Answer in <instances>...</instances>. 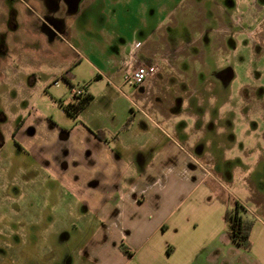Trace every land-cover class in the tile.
Returning <instances> with one entry per match:
<instances>
[{
    "label": "crops",
    "instance_id": "obj_1",
    "mask_svg": "<svg viewBox=\"0 0 264 264\" xmlns=\"http://www.w3.org/2000/svg\"><path fill=\"white\" fill-rule=\"evenodd\" d=\"M121 1L124 5L119 8L120 0H103L107 19L102 24L91 20L94 27L89 34L91 42L100 47L88 52L102 67H95L96 78H104L117 91L131 87L139 110L148 116L147 108L160 121L147 118L161 133L151 134L149 125L142 122L136 134L109 141L105 136L106 141L90 125L76 123L67 130L47 123L46 152L41 118L39 123H30L32 118L18 115L14 118L17 125L9 130L43 167L50 159L47 167L57 170L69 194H76L84 210L96 218V234L77 248L75 257L66 252L58 264H167L177 254L190 261L208 243H233L224 232L226 204L222 197L235 199L246 208L227 185L240 180L237 165L247 169L252 151L256 161L264 153L250 141L240 148L235 133V129L241 134L251 131L257 103L264 102V97L258 99L254 94L255 89L263 90L262 78L242 81L233 97L228 92L220 94L218 85L203 73L215 65L212 77L222 85L234 78L233 66L217 64L220 53H233L239 47L241 32L232 11L240 9V1L229 0L228 11L214 1L217 7L208 8L202 0ZM133 1L138 4L130 6ZM130 7L137 8L135 18L129 17ZM100 41L106 43L102 48ZM130 56L137 61L160 59L158 72L141 86L124 83L125 62ZM61 77L68 79L66 74ZM84 86L93 100L89 87ZM127 101L135 103L130 98ZM65 113L76 121L82 119V111L76 116ZM260 132L264 137V128ZM196 162L211 168L215 177L205 175ZM177 167L179 175L172 174ZM182 190L187 206L183 212L176 204ZM252 191L246 200L264 214L263 192L253 185ZM250 211L248 208L254 219L250 251L264 262V220ZM120 239L125 240L131 255L121 251Z\"/></svg>",
    "mask_w": 264,
    "mask_h": 264
},
{
    "label": "rangeland",
    "instance_id": "obj_2",
    "mask_svg": "<svg viewBox=\"0 0 264 264\" xmlns=\"http://www.w3.org/2000/svg\"><path fill=\"white\" fill-rule=\"evenodd\" d=\"M202 1L207 8L220 4L225 11L230 10L229 0ZM236 1H240V9L232 11V18L241 32L237 41L239 47L233 53L229 50L220 53V64H217L233 66L235 76L224 86L212 77L217 66H208L207 72H203L218 85L220 94L228 92L233 97L236 86L242 81H254L259 76L264 86V0ZM103 4V0H0V264H58L66 252L75 257L77 248L88 243L97 227L96 218L84 210V204L76 194H69L71 191L57 170L47 167L50 159L44 161L43 167L23 149L22 141L11 136L9 130L18 123L15 117L32 118L30 123H39L40 118L44 121V150L48 146L47 123L67 130L76 123L90 125L99 138L105 139L106 136L108 141L136 134L142 128V122L149 125L151 134L161 133L147 118L160 121L147 108L144 112L149 117L139 110L140 105L132 95L131 87L125 86L122 91H117L104 78H96L95 67L100 70L102 67L88 51H94L100 45L91 42L89 34L94 25L90 23L94 20L102 24L107 19L109 13L102 11ZM133 4L138 2L133 1L130 6ZM123 5L120 0L119 8ZM129 9L131 14L127 15L135 18L137 8ZM218 9L219 12L222 10ZM99 44L102 48L106 43L100 41ZM62 74L68 79L61 77ZM81 85L89 87L94 99L82 110L80 122L65 113L59 100H73L71 89ZM254 94L258 99L264 97V88L255 89ZM127 98L135 102L134 105ZM263 112L262 101L257 103V116H252L251 131L241 134L235 129L240 148L250 141L264 152V137L260 132L264 128ZM224 116L229 117V114L224 112ZM244 124L242 119L241 125ZM160 125L169 132L164 124ZM239 127L237 125V130ZM249 158L251 164L247 169L241 163L237 165L241 171L237 176L240 180L227 188L246 204V208L241 204V214L252 218L249 208L264 220L262 211L246 200L253 193L252 185L264 194V153L256 161L252 151ZM177 168L172 169V174L179 175L180 167ZM208 170L209 177H215L214 171L209 167ZM183 195L182 190L176 203L178 211L182 212L187 208L186 201H182ZM222 199L225 210L236 201L230 197ZM226 228L224 221L225 233ZM121 243L127 246L125 240L120 239L119 245L127 255ZM195 244L204 243H193V246ZM262 251L264 253L263 243ZM253 256L250 249L245 250L234 243H208L190 261L185 260V255L177 254L166 263L264 264Z\"/></svg>",
    "mask_w": 264,
    "mask_h": 264
},
{
    "label": "trees",
    "instance_id": "obj_3",
    "mask_svg": "<svg viewBox=\"0 0 264 264\" xmlns=\"http://www.w3.org/2000/svg\"><path fill=\"white\" fill-rule=\"evenodd\" d=\"M92 100V95L86 93L78 97L75 101L61 102L60 104L65 112L72 116L78 115ZM234 205L226 208L224 220L226 223V232L229 239L238 247L249 250L252 246L250 232L254 224V219L241 214L242 206L238 201H232ZM121 248L129 255L131 252L121 243Z\"/></svg>",
    "mask_w": 264,
    "mask_h": 264
},
{
    "label": "built area",
    "instance_id": "obj_4",
    "mask_svg": "<svg viewBox=\"0 0 264 264\" xmlns=\"http://www.w3.org/2000/svg\"><path fill=\"white\" fill-rule=\"evenodd\" d=\"M160 66V59L158 58H149L145 60L137 61L134 57H131L125 62V71L123 73L124 83L130 84L132 86H141L146 81L154 77L158 72ZM72 92V101H75L78 97L84 96L87 91L84 85L73 87ZM194 159V157H192ZM198 163V162H196ZM199 167L204 172L205 175H210L208 168L202 166L200 163Z\"/></svg>",
    "mask_w": 264,
    "mask_h": 264
}]
</instances>
